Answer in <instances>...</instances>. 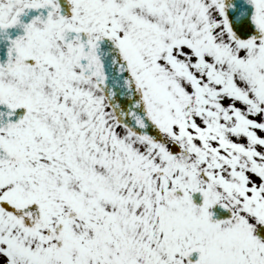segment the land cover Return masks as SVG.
<instances>
[{
	"label": "snow or ice",
	"instance_id": "obj_1",
	"mask_svg": "<svg viewBox=\"0 0 264 264\" xmlns=\"http://www.w3.org/2000/svg\"><path fill=\"white\" fill-rule=\"evenodd\" d=\"M0 264H264V0H0Z\"/></svg>",
	"mask_w": 264,
	"mask_h": 264
}]
</instances>
